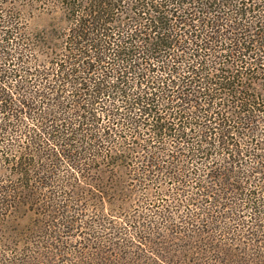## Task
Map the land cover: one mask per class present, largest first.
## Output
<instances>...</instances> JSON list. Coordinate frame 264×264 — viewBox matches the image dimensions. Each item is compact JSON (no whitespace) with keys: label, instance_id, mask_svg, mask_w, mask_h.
Returning a JSON list of instances; mask_svg holds the SVG:
<instances>
[{"label":"trees","instance_id":"1","mask_svg":"<svg viewBox=\"0 0 264 264\" xmlns=\"http://www.w3.org/2000/svg\"><path fill=\"white\" fill-rule=\"evenodd\" d=\"M13 3L0 0V256L24 243L25 264H44L42 233L80 223L100 256L264 264L242 257L264 242V0H44L62 16L44 58Z\"/></svg>","mask_w":264,"mask_h":264},{"label":"rangeland","instance_id":"2","mask_svg":"<svg viewBox=\"0 0 264 264\" xmlns=\"http://www.w3.org/2000/svg\"><path fill=\"white\" fill-rule=\"evenodd\" d=\"M14 2V0H10ZM44 0H17V3H13L15 7L19 9L21 12V16H23V23L21 24L22 27L27 29L29 32H31L32 37L35 39L34 42L36 43L37 47L36 49H39L40 44H42L39 52H37L38 58H44V55L47 52V45L50 43L52 38L54 36L50 35V31L48 30L51 24H54L56 21H59V19L62 17L60 15V10L58 12H55V10H50L43 8V2ZM113 17H117V15H114ZM55 18V19H54ZM59 27V24H56ZM55 26V25H54ZM54 31V30H53ZM56 32V31H55ZM151 183L154 184L156 188H170L171 181L170 180H163L162 183L160 181H152ZM173 185V184H172ZM148 198H153L151 195H141L140 200L141 201H148ZM135 200L134 197L130 198L129 201L131 204H133V207H130V212L127 211V213L133 214H139L142 209V204H140V201ZM158 202L166 203V201L172 200V195L168 194L165 195H158L154 197ZM83 207L87 206L86 202H83ZM193 205H189V209L192 208ZM73 208H79V206L74 205ZM188 211V210H187ZM95 210L93 208L89 210H81L80 216L86 217L87 219L96 217L94 216ZM82 214V215H81ZM21 217L22 215L19 214ZM97 215V214H96ZM123 214H109L110 217L116 218L117 220H122ZM37 219L43 223L47 224L50 223L51 225L55 224L56 226H63L65 224L59 222V221H53L54 223H51V217L48 214H42L41 217H37ZM21 223L27 224L29 217L24 214V218L19 219ZM161 220V219H160ZM19 224L17 227L14 226V229L17 231L20 230L22 227V224ZM178 221L176 220H167L166 224L167 226H170V230L172 231V228L176 230L178 227ZM156 224L159 226H166V224L161 223L159 220H156ZM173 226V227H172ZM65 227V228H64ZM85 226L78 223L77 227H73L72 225L68 224L63 226V228L58 229L55 227L48 228L47 233H52L54 236L51 240V236H47V233H42L43 237L40 238L41 242L45 245H51L52 247L49 249L51 256H35L36 259L34 260L35 263L44 261V264H147V261L149 259L150 263H153V260H157L163 263L158 256H118L115 255V252L113 251L112 255L110 253L106 254L105 256H100L101 254L96 253V249L94 248L95 244L91 243L94 242V236L89 235L87 233L90 232L88 228H84ZM207 229V227H205ZM1 231L5 233V228L1 226ZM54 230L56 231L54 232ZM214 234L218 235L219 233H216V231H213ZM252 232V231H250ZM251 235V234H250ZM249 235V237H250ZM16 238V242H19L22 236L13 235ZM58 237L59 241H56V237ZM89 237V239H87ZM248 237V236H247ZM248 237V238H249ZM63 240L64 243H62ZM44 241V242H43ZM51 242V244L49 243ZM40 243V242H39ZM200 244V243H198ZM263 247L260 248V245L257 246V250L255 246L252 247L251 253H253L255 256H242V257H258L259 260H264V242L262 243ZM61 246L62 249H58L57 247ZM201 246V244H200ZM214 244H207L206 246L203 245L204 248L208 249L209 251L214 249ZM10 247V254L8 256H0V264H12L13 262H17L18 264H25L24 258L26 257L24 255V249H26L27 245L24 243H18V248H14L12 245L9 244ZM20 248V249H19ZM90 249L89 252H85V250ZM112 248V247H111ZM19 250L22 252V255L19 254ZM18 251V252H17ZM99 255V256H98ZM168 257V256H167ZM170 257V256H169ZM187 257H198V258H220V256H187ZM222 258V257H221ZM5 259H12L6 261ZM46 261L48 263H46ZM149 263V262H148ZM30 264V263H29ZM43 264V262H42ZM154 264V263H153ZM164 264V263H163Z\"/></svg>","mask_w":264,"mask_h":264}]
</instances>
